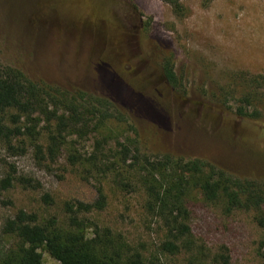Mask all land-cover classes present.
I'll use <instances>...</instances> for the list:
<instances>
[{"label":"rangeland","instance_id":"obj_1","mask_svg":"<svg viewBox=\"0 0 264 264\" xmlns=\"http://www.w3.org/2000/svg\"><path fill=\"white\" fill-rule=\"evenodd\" d=\"M182 6L178 16L161 0H0V69L108 101L126 121L113 120L85 138L67 135L57 157L45 162L27 137L0 139V262L19 245L5 230L20 211L65 224L66 203H93L102 188L107 207L87 218L132 249L156 253L169 264L197 256L212 261L223 253L229 264L263 263L264 232L255 214L228 213L197 189L185 199L195 248L164 258L158 252L164 228L147 211L138 179L123 176L128 189L118 186L116 172L102 173L120 142L152 160H202L264 185V156L247 157L233 138L243 121L234 116L239 112L257 114L264 124V0H184ZM166 65L174 84L165 78ZM43 128L41 123L46 151ZM95 155L98 162H89ZM23 178L37 189L23 185ZM7 179L12 186L3 190ZM47 194L52 205L43 201ZM43 264L58 262L43 252Z\"/></svg>","mask_w":264,"mask_h":264},{"label":"trees","instance_id":"obj_2","mask_svg":"<svg viewBox=\"0 0 264 264\" xmlns=\"http://www.w3.org/2000/svg\"><path fill=\"white\" fill-rule=\"evenodd\" d=\"M161 1L170 5L178 16L184 12V0ZM104 64L102 62V66ZM164 74L168 82L174 84L175 74L169 65H166ZM234 116L243 118L239 131L233 137L236 144L246 147L244 153L247 157L250 154L264 156V124L258 122L257 114L248 117L239 112ZM113 120L126 123L124 117L112 113L108 101L33 82L18 69H0V139L12 142L27 137L36 147L41 161L45 162L47 158L54 160L67 135L72 133L85 138L90 133H99ZM41 123L45 124L42 130L48 141L46 151L40 145L42 134L38 128ZM116 145L120 149L112 158L113 162L103 166L102 173L116 172L118 186L128 189L132 186L124 183L123 176L134 175L138 179L137 185L142 187L147 197V211L159 219L164 228L165 237L158 250L164 258L190 253L195 248L185 201L192 189L199 190L208 203H223L228 213L252 211L264 232V185L239 180L202 160L185 162L172 156L152 160L142 155L138 148L132 150L131 146L120 142ZM98 160L95 155L89 162L96 164ZM70 161L78 160L72 156ZM21 183L30 189L38 187L32 179L23 178ZM11 186L12 179H7L2 189L7 190ZM97 195L90 204L66 203L65 224L56 218L40 220L36 214L20 211L14 220L7 223L5 230L7 235L18 239L19 245L0 264H43V252L58 264H169L156 253L145 254L132 249L120 235L114 236L109 229L102 230L87 218V215L102 212L107 207V197L102 188L97 190ZM43 201L47 205L53 204L48 194ZM90 229H94L92 235L89 234ZM261 249L264 264V241ZM200 263L229 264V256L223 253L212 261L197 256L187 262Z\"/></svg>","mask_w":264,"mask_h":264},{"label":"bare ground","instance_id":"obj_3","mask_svg":"<svg viewBox=\"0 0 264 264\" xmlns=\"http://www.w3.org/2000/svg\"><path fill=\"white\" fill-rule=\"evenodd\" d=\"M197 10V9H196ZM196 12V11H195ZM200 15V14H199Z\"/></svg>","mask_w":264,"mask_h":264}]
</instances>
